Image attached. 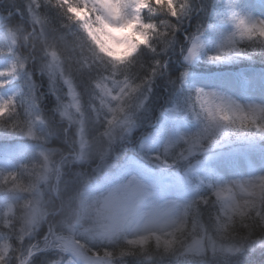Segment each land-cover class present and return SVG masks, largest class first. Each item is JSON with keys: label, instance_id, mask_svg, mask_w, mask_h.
Here are the masks:
<instances>
[{"label": "rangeland", "instance_id": "rangeland-1", "mask_svg": "<svg viewBox=\"0 0 264 264\" xmlns=\"http://www.w3.org/2000/svg\"><path fill=\"white\" fill-rule=\"evenodd\" d=\"M213 1L217 2V0ZM222 6L224 7H218V9L220 8L219 13L208 29L193 35L189 39L184 54L186 64L197 65L199 62H206L219 67L221 64L229 63L210 62L207 60V55L214 53L217 46L232 31L229 17L233 12L264 19V3L261 0H223ZM31 7L30 4L26 7L28 14ZM1 25L4 23L0 16V48L5 49L4 54H0V69H7L13 62L22 64V60L19 55H16L17 46H12L13 43L17 42L15 33L10 28H4ZM196 40L200 41L202 48L194 60L189 62L185 57L189 47ZM251 46L259 48L257 45ZM9 50H11V54H9ZM245 53L243 57L233 58L230 65H227V68L231 69L237 64L236 67H241L240 71L226 69L211 73H186L187 82L185 84H187V90L193 99L195 89L200 87L205 90L223 92L240 103H264V69L248 70L243 65L244 63H241L243 61H239L250 60ZM47 54L46 65L42 70L43 75L47 78V91L57 100L56 114L58 118L70 130L72 129L76 138L75 154L70 161L76 164L90 165L91 160H96L97 166L96 164L91 165L92 172L94 170L99 171L103 165H106L107 168L102 174L103 177L98 178L93 187L83 189L87 194V196L83 194V197H89L86 201L94 205L96 211L98 223L94 226L93 232L91 226L87 225L88 227L84 226L82 229H67V231L64 229L62 233L54 234L50 222H46L47 215L44 206L47 203V196L50 195L49 192L52 191L54 194L57 192L63 163L61 160L57 162L53 160L57 150L49 146L47 141L45 142L44 137L35 127L38 122L44 123L40 117L42 115L40 98L43 94L38 95L37 84L26 75L23 76V67L15 75L4 77V79L10 80V83L0 88V97L11 94L19 96V101L26 108L27 115L29 110L32 112L28 115L30 121L37 118V124L30 125L34 132L32 138H28L21 132L6 138V140L11 141L8 145L4 141H0V174L3 176L0 182L4 183L7 188L12 183L10 190L17 198L21 199L22 208V210L16 209L17 201H12L9 194L0 197L3 226L6 229H11L18 218L16 211H21L17 232L15 230L16 234H19L18 246H42L48 253L46 264H134L135 260L132 259L127 250L117 254H110L107 251L93 255L90 253H95L92 248L96 242V245L107 244V241L111 244H118L120 235L123 237V243L137 249V252L140 253V258L135 264H157L161 261L151 252L165 251L162 243L158 244V237L163 240L175 238L176 243L173 249L168 252L179 251L190 255L185 250L195 240L203 239L205 251L202 253L207 254L211 251V246H215L218 253L229 255L223 252V246L233 243L228 240V235L218 234L215 231V219L209 220L208 223L199 221L188 223L189 215L194 202L208 194L206 188H209V184H211V189L214 188L212 182L214 186H218L223 183L243 181L264 175V147L258 141L257 134L242 130L245 135L242 141L234 142V144L223 143L222 141L208 149L206 153L197 154L199 157L197 160L180 156L185 162L182 167H179L175 158L169 160L162 159V156L157 158L154 150L162 148L164 139H168L169 142L173 141V144L177 142L178 138L184 139L182 133L188 131V120L180 119L175 114L166 117L165 114L158 126L153 128L150 133H144L145 131L142 130L143 127H140V120L138 119L146 108L147 97L142 92L143 88H140L131 100L127 113L132 121L131 126L120 129L118 125H107L105 122L107 112L99 107V93L95 87L96 83L91 85L92 92L88 98L89 101H83L80 93L73 85L72 79L69 77L71 74L67 69L63 67L62 72L49 71V63L52 61V57L49 53ZM55 62L60 63L58 55L55 56ZM105 67L109 73L111 66L108 64ZM19 74H21V78ZM244 74L249 79L248 84H245L242 78L237 77V75L242 76ZM69 84L78 96L81 105L80 117L75 111H70L68 115H65V105L71 103ZM88 102L95 129L92 133L88 131L87 119L83 116V108L84 106L87 107ZM194 124L196 126L191 135H194L201 126L199 120H194ZM28 127L21 126L20 128L28 129ZM137 131L138 134H136ZM134 134L137 137L135 142H133ZM252 136H256V138L251 140ZM5 137L7 136L4 135L1 138ZM20 137L28 141L20 142L18 147L13 149L15 146L13 142H16V139ZM131 142L138 146L140 161L139 163L125 164L120 172L119 180L113 183L108 173L118 169L123 164V159H111L109 153L111 152L112 157L117 153L111 148L115 145L127 147ZM22 143H25L27 148ZM166 144L167 141L164 145ZM22 159L35 160L30 165L33 166L31 168L32 177L26 182L17 179L18 162H21ZM30 162L26 161L24 164L29 166ZM194 177L198 180L204 179V183L208 184L206 188L202 189ZM22 179L23 177H21ZM91 218H95L94 212ZM45 222L47 230L40 243L30 244L39 238V229L41 224ZM73 223L78 224L76 218ZM193 225H195L194 230ZM201 226L208 233V236H204ZM77 237H80L81 241H88V244L79 241ZM7 240H10L13 249L16 243L13 241L12 234L10 232L0 234V243ZM141 240L145 241L143 246L139 244ZM149 241L154 242L151 245L154 248L149 250L150 252L144 250L146 249L144 246ZM31 256L27 255L24 259L26 262L23 260L20 264H31L29 261Z\"/></svg>", "mask_w": 264, "mask_h": 264}, {"label": "trees", "instance_id": "trees-1", "mask_svg": "<svg viewBox=\"0 0 264 264\" xmlns=\"http://www.w3.org/2000/svg\"><path fill=\"white\" fill-rule=\"evenodd\" d=\"M189 8L181 16L179 20H172L164 16L155 17L156 20L167 19L170 20L172 26L175 28L178 26V31H174L169 36H161L155 41L154 47L156 51H150L148 49H141L135 61L132 65L126 69H122L121 72L127 75L130 81L141 84L142 92L147 97L146 108L142 111L140 120V127H143L146 134L159 125L162 117L166 114V117L175 114L178 118L188 120L189 127L188 131L183 134V138L191 135L192 130L196 126L194 120H197L192 113L193 97L187 90L186 86V73H211L217 70H225L229 63L221 64L217 67L213 63L199 62L197 65H190L184 62V54L188 47L189 39L202 31L206 30L209 25L214 22L215 17L218 15L220 8L224 7L223 0H188ZM31 5V0H0V16L3 19L4 28H10L15 33L19 45L16 49V55H19L22 64L26 65L22 69L23 76L30 78L37 84L38 95L43 94L40 98V111L44 123L38 122L37 118H33L30 121L28 115L32 112L29 110L28 115L26 108L20 103L19 96L11 94L17 101V116L5 117L3 121H0L2 127H0V141H4L8 145L11 141L6 140L12 135H18L21 133V126L36 125L37 131L44 137L45 142L55 148L53 160L56 162L60 161L63 163L62 172L57 186V192L54 194L50 191L49 197L47 196V203L44 206L46 209L47 221L50 222L51 230L54 234L62 233L65 229L78 230L84 226H91L93 232L94 226L98 223L96 218V211L94 205L87 202L89 197H83L85 188L93 187L94 183L98 178L103 177V173L107 168L103 165L99 171L94 170L91 167L92 164H96V160H91L88 164H76L72 163L73 154L76 149V138L75 134L70 130L69 127L61 122L56 114V103L52 94L48 93L46 88V76L42 71L46 65L48 54L54 51L58 55L62 67L67 69L71 76L72 83L76 90L80 93V97L83 101H89L91 96L92 87L91 85L97 83L103 76L108 75V70L105 65L108 66V62L102 57L98 56L95 50L92 48L90 43L87 41L84 34L80 31L78 25L67 21L63 15L61 9L56 8L50 4H45L40 9V14L44 20L42 25L43 32L39 27L36 31H29L34 25L31 22V17L28 14V5ZM32 6V5H31ZM218 7H220L218 9ZM10 14V15H9ZM246 56L250 60H239L243 61L244 66H256L259 65L264 67V51L255 46L247 45ZM252 47V48H251ZM101 58V59H100ZM156 61L160 62V66L156 67L155 74H153V68L155 67ZM105 64V65H104ZM237 65V64H236ZM236 65L233 67L235 68ZM231 68V69H233ZM230 69V70H231ZM42 71V74L40 72ZM21 78V74H19ZM99 79V80H98ZM142 94V93H141ZM6 97H9L6 96ZM144 97V98H145ZM84 106L83 116L87 119L86 125L88 131L91 133L95 131L93 127V120L91 119V107ZM89 115V116H88ZM19 124V127L13 131L12 125ZM201 127V126H200ZM199 127V130H200ZM94 129V130H91ZM198 130V131H199ZM140 131V130H139ZM197 131V132H198ZM141 132V131H140ZM139 132L137 131L136 134ZM136 134L133 135V142L137 140ZM5 138H1L3 136ZM244 131H237L226 137L223 143L234 144L244 139ZM132 138V137H130ZM256 136H252L251 140H254ZM27 142L28 140L20 137L16 141ZM184 139L178 138L177 142L173 144V141L169 142L168 139H164V143L161 149H155L157 157H161L164 160L175 158L176 164L179 167L183 166L184 159L180 158L179 152L185 146L183 143ZM167 141V144L164 145ZM258 141L260 139L258 138ZM131 142L127 147H121L115 145L111 150H116L117 153L112 157L111 152L109 153L111 159H123V164L129 162L139 163L140 152H138L137 144ZM18 147L17 142H13ZM23 146L27 148V145L23 143ZM25 148V149H26ZM155 157V156H154ZM180 160V161H179ZM29 166L25 165L26 159H22L18 162V181H28L32 177L31 168L35 160H29ZM97 166V164H96ZM118 170L114 169L111 173V177L114 178V174ZM97 175V178L95 176ZM21 177L23 179L21 180ZM3 179L0 174V181ZM115 181V179H113ZM200 181V182H199ZM199 186L205 189L206 185L203 181ZM22 184V183H19ZM104 184V183H101ZM12 185V183H11ZM11 185L5 186L4 183L0 182V197L9 194L12 201L16 202V209L22 210L20 201L13 191L10 190ZM211 186L206 188L209 193ZM7 188V189H6ZM18 196V195H17ZM86 198V199H85ZM196 202V201H195ZM192 207L189 215V220L194 222L208 223L209 220L214 219L216 215L217 206L212 205L209 201L208 205L197 204ZM2 203L0 202V234L11 233L13 236L14 244L12 252L8 261L5 264H20L21 261L26 259L27 255H32L30 260L31 264H46L48 262L46 250L42 246L34 245L35 242L40 243V240L44 236L47 230V224L42 223L39 229V238H36L34 242H30L34 246H18L19 234H16L19 226V216L21 211L17 212V220L11 229H6L3 226L2 217ZM197 207V210H196ZM198 211V212H197ZM81 212V214H80ZM95 213V218L92 219V213ZM77 219L78 224H74V219ZM18 223V225H17ZM88 225V226H87ZM212 227V226H211ZM16 230V232H15ZM239 235L235 239L228 235V240L233 244H244L246 250L240 255H222L218 253V249L215 246H211V251L207 254H183L179 251H164L153 252V255L160 258L161 261L157 264H264V252L257 250L250 252L247 250L248 247L252 246V241L244 240L245 229L237 228ZM70 233V232H67ZM255 235H260V232H255ZM122 236L118 238V244H101L93 246L92 250L96 254L101 251H107L110 254H117L127 250L132 259L135 262L140 258V253L137 249L131 248L122 242ZM79 241L82 239L77 237ZM87 243L84 241H81ZM88 244V243H87ZM153 241H149L145 251H149L154 248ZM150 252V251H149ZM33 253H36L33 255ZM180 257V258H178ZM132 260V262H133ZM124 261V260H123ZM135 262H133L135 264Z\"/></svg>", "mask_w": 264, "mask_h": 264}, {"label": "snow or ice", "instance_id": "snow-or-ice-1", "mask_svg": "<svg viewBox=\"0 0 264 264\" xmlns=\"http://www.w3.org/2000/svg\"><path fill=\"white\" fill-rule=\"evenodd\" d=\"M261 2L264 3V0ZM45 4L61 9L67 21L78 25L97 55L111 66L108 75L95 84L99 93V107L107 112V125H118L120 129L129 128L132 123L127 114L130 102L143 82L136 84L130 81L121 70L132 65L142 48L156 51L154 43L159 37L178 31V26L174 28L170 20L158 21L155 17L164 16L179 20L190 6L188 0H31L29 15L34 27L29 31H36L39 27L41 33L43 32L44 20L40 9ZM229 20L232 31L217 46L214 53L207 55L208 61L230 62L233 58L243 57L247 45H257L264 51V19L233 12ZM18 45L19 41L12 44L13 47ZM201 48L199 40L193 42L185 59L193 61ZM4 52L5 49L0 48V54ZM50 55L52 61L49 63V71L62 72V65L55 62L56 53L51 51ZM25 66L13 62L9 68L0 69V88L10 83V80L4 77L15 75ZM159 66L160 62L156 61L153 74ZM69 96L71 103L65 105V115L75 111L80 117L81 105L70 84ZM191 110L200 121L201 127L194 135L184 138L185 148L179 152L181 157L197 160V154L206 153L226 137L241 130L257 134L261 146L264 147V103L244 104L223 92L198 87L194 91ZM13 116H17L15 97H0V121ZM17 127L19 124H13V131ZM20 130L28 138L34 135L31 128ZM209 201L217 206L214 219L215 231L218 234L231 235L235 239L239 235L237 228H243V239L252 241V246L247 250L264 252V175L215 186L207 195L200 197L195 205L206 206ZM201 230L204 236H208L202 226ZM257 231L260 232L258 236L255 235ZM157 240L158 244L162 243L165 251H171L176 243L175 238L163 240L158 237ZM144 243L143 240L139 241L141 246ZM245 250L244 244L223 246V252L229 255H240ZM185 251L189 254L204 252L203 239L195 240ZM11 252L10 240L0 243V264L8 261Z\"/></svg>", "mask_w": 264, "mask_h": 264}]
</instances>
